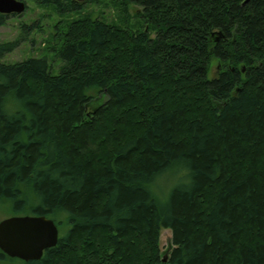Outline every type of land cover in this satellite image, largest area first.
Instances as JSON below:
<instances>
[{
    "label": "trees",
    "instance_id": "trees-1",
    "mask_svg": "<svg viewBox=\"0 0 264 264\" xmlns=\"http://www.w3.org/2000/svg\"><path fill=\"white\" fill-rule=\"evenodd\" d=\"M118 4L141 30L68 22L57 75L0 61V205L62 232L39 260L0 261L264 264V0Z\"/></svg>",
    "mask_w": 264,
    "mask_h": 264
},
{
    "label": "rangeland",
    "instance_id": "rangeland-1",
    "mask_svg": "<svg viewBox=\"0 0 264 264\" xmlns=\"http://www.w3.org/2000/svg\"><path fill=\"white\" fill-rule=\"evenodd\" d=\"M20 1V0H19ZM26 9L22 14L8 16L6 23L0 26V43H13L16 47L8 53L0 55L3 63H16L28 59H45L49 72L57 75L63 64L57 55L66 24L85 14L103 19L132 30H141L144 18L139 15L140 8L127 4L122 8L118 0H85L81 12H60L53 4L39 5L36 0H23ZM126 10V11H124ZM154 36V34L152 35ZM218 65L212 63L208 78L216 77ZM102 98V97H99ZM15 212L10 204L0 205V221L12 216H22ZM62 232L59 231V235ZM171 232L162 229L159 237L162 258H167L171 245ZM0 264H12L8 260Z\"/></svg>",
    "mask_w": 264,
    "mask_h": 264
},
{
    "label": "water",
    "instance_id": "water-1",
    "mask_svg": "<svg viewBox=\"0 0 264 264\" xmlns=\"http://www.w3.org/2000/svg\"><path fill=\"white\" fill-rule=\"evenodd\" d=\"M24 11L22 1L0 0L2 15H18ZM58 238V227L45 216H12L0 221V251L9 258L24 262L39 260L45 250L56 246Z\"/></svg>",
    "mask_w": 264,
    "mask_h": 264
},
{
    "label": "bare ground",
    "instance_id": "bare-ground-1",
    "mask_svg": "<svg viewBox=\"0 0 264 264\" xmlns=\"http://www.w3.org/2000/svg\"><path fill=\"white\" fill-rule=\"evenodd\" d=\"M26 6V5H25ZM10 16V15H9ZM59 231V230H58ZM59 239V238H58ZM11 259V258H10Z\"/></svg>",
    "mask_w": 264,
    "mask_h": 264
},
{
    "label": "flooded vegetation",
    "instance_id": "flooded-vegetation-1",
    "mask_svg": "<svg viewBox=\"0 0 264 264\" xmlns=\"http://www.w3.org/2000/svg\"><path fill=\"white\" fill-rule=\"evenodd\" d=\"M6 256V255H5Z\"/></svg>",
    "mask_w": 264,
    "mask_h": 264
}]
</instances>
